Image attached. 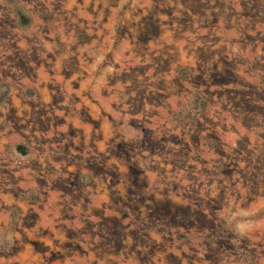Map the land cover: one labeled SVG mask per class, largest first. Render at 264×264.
Returning <instances> with one entry per match:
<instances>
[{
  "label": "rangeland",
  "instance_id": "374dc122",
  "mask_svg": "<svg viewBox=\"0 0 264 264\" xmlns=\"http://www.w3.org/2000/svg\"><path fill=\"white\" fill-rule=\"evenodd\" d=\"M0 264H264V0H0Z\"/></svg>",
  "mask_w": 264,
  "mask_h": 264
}]
</instances>
